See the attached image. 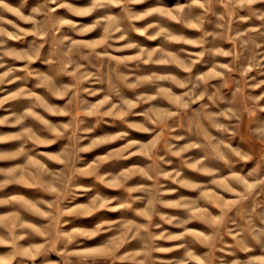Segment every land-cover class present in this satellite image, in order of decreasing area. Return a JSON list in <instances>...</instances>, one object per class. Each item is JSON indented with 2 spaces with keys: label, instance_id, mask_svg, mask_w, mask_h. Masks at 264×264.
Wrapping results in <instances>:
<instances>
[{
  "label": "rangeland",
  "instance_id": "374dc122",
  "mask_svg": "<svg viewBox=\"0 0 264 264\" xmlns=\"http://www.w3.org/2000/svg\"><path fill=\"white\" fill-rule=\"evenodd\" d=\"M4 2L30 19L21 20L12 12L0 8V17H3V20H0V27L11 34L0 35V78L3 79L0 83V121H4L0 123V138L11 137L0 139V154L8 157L0 159V169L13 170L10 177L0 173V181L13 180L0 189V201H10L0 203V264H138L140 260L145 259L146 241L140 236L135 239L124 237H131L137 225L149 223L145 216L139 215L140 212L147 211L149 198L142 191L129 194L127 189L139 188L141 185L150 187L152 181L133 176L122 182L120 173L136 167L146 168L151 161L147 155L141 153H150L149 145L161 135L164 138L159 141L156 154L163 156L169 163H161L160 167L168 172L179 171L180 179L198 187H184L172 179L161 178L159 183L165 186L164 190H171L161 199L185 203L187 206L165 208L157 205L156 210L181 220L189 216L192 219L181 228L165 223L159 216L153 215L151 224H158L160 227H152L149 231L156 235L164 232L179 236L188 229L194 233L210 235L213 231L210 222L222 221L223 237L222 242L217 243L215 248L200 243L198 236H185L177 240H156L153 242V247L171 250L152 251L145 259V264H181V262L199 264L200 260H204L205 264H209V261L210 264H232L236 259L243 264H264V247L252 238L254 233L264 231V144L260 143L256 132L261 125H264V84L259 88L250 86L264 81V36L253 34L255 43L243 49V56L236 62V70H232L231 55H214L205 49L217 47L224 52H232L234 49L239 52L241 51L239 41L233 44L230 39L213 40L209 36L207 42L201 46L199 43L188 44L183 41L165 40L163 37L149 39L148 37L157 31L154 28L148 29L143 34L135 31L146 28L148 24L159 23L173 35L183 36L186 40L199 41L204 38L205 32L224 31L223 28L216 27L218 23L225 24L228 19V8L222 0H211V3H206V0L199 2L143 0L139 3H128L127 12L120 6L112 7L107 11L97 10L88 15H74L68 8L59 7V4L67 3L74 8L85 9L91 6V0H55V2L4 0ZM157 7L172 11L173 15H177L176 9L183 11L175 20L156 13L144 19L126 18L128 15H143ZM251 7L255 11L264 12V0H258ZM34 9L37 11L34 12ZM104 15L124 18L122 28L125 30L126 39L112 42L111 48L103 43L105 33L102 27L93 28L83 35H78L66 26L56 32L58 39L62 35H71L74 40L93 46L95 52L101 54L99 57L93 54L84 60L81 58V53L86 54L88 48L82 49L81 52L68 53L71 59L84 64L87 71L102 73L104 80L102 84L85 82L84 87L91 89L93 94L80 93L72 106L73 110L94 109L97 112H112L125 100L130 101L135 107L123 119L117 118L119 114L117 117L112 115L77 117L78 121H83L81 127L93 129L87 134L78 133L87 137L81 140V146H86L92 139L114 136L120 132H127L128 135L124 139L108 141L88 152L79 153L75 166L88 168L90 165L98 164L95 168L96 175L76 176L70 182V186L75 189L73 205L86 204L93 196L99 195L104 199L113 200L114 204L126 203L131 206L117 211L101 209L91 216L61 217L58 231H70L73 227L94 230L98 224H103L104 230L91 239L81 238L78 243L67 248L59 242L53 247L51 245L53 234L49 227L51 221L46 213L49 211L48 204L55 199V194L46 191L41 181H45L55 189L56 185L53 182L63 179L61 173L67 175L64 165L51 157L63 153L70 141L67 139V134L62 137L54 135L36 117H43L53 126L70 123L72 115H65L62 112L54 114L47 111L44 104L65 110L71 99V93L61 97L54 95L50 89L55 86V90L59 92L64 85L70 86L74 81L66 74L58 78L53 77L51 83L43 79L51 75L47 61L51 59L52 41L50 36L41 34L40 29L45 24L50 27L60 19H71L78 25L90 27ZM241 15H250V13L247 9L234 10L229 36H235L237 29L244 31L249 27L261 25V21L255 17L247 23H240L236 17ZM221 16L224 20L220 19ZM197 17L203 18V24L197 22ZM4 21L12 23H4ZM40 44H43V48L40 49L39 56L33 57L35 48ZM126 44H134L136 47L127 48ZM256 45L260 46L256 47ZM105 51L108 56L104 55ZM200 52L205 54L196 55ZM253 55L260 62L258 68L248 65V60ZM109 56L139 59H128L125 65L109 60ZM159 59H167L170 62L153 63ZM145 60L148 62L144 63ZM218 65L227 67L220 68ZM245 66L250 70L242 75L239 69ZM112 68L116 71L110 72ZM69 70L71 71L70 65ZM5 73L8 75L5 76ZM117 73L128 76V83H136V77L153 75L174 77L175 80L146 82L136 88H129L119 80ZM109 76L112 77L114 85L110 94L107 83ZM189 77H205L204 84L209 93L219 89L223 102L213 104L205 97L191 105L190 109L180 110L182 97L191 88L188 84ZM244 80L248 82L247 85L240 83ZM175 81L180 83L177 84ZM181 84L186 86L181 87ZM196 91L199 92L200 88ZM151 97L155 98L150 99ZM250 97L259 99L253 100ZM81 101L85 102L86 108H80ZM200 104H207L208 108L199 121L203 130L194 134L189 131V117L193 114V110L199 109ZM231 104L236 108H243L245 105L249 108L254 107L255 113L249 117L245 112L239 119L216 115L225 111ZM30 112L35 115H30ZM173 112L176 115H169ZM146 113H150V116L145 115ZM125 120L127 123L124 122ZM129 124L143 125L150 131L131 128ZM216 124L227 125L228 131L223 132L215 126ZM175 137H183V139H175ZM209 137L215 139L210 141ZM38 140L55 142L39 144ZM219 140H224L231 149L245 156H251V160H242L235 153H231V158L236 163L229 167L216 156L211 164L205 161L210 169L208 172L193 170L184 165L185 159L190 158L191 162H195L206 154L215 156L213 145ZM130 141L138 143L123 151V156L127 159L112 158L99 162L101 157L120 153ZM192 143L200 144L201 147H188ZM165 144L171 146L172 150L169 151ZM181 149L186 150L181 152ZM173 152H180V155H173ZM130 153L136 154L130 155ZM100 175L107 176L109 183H101L97 179ZM121 183L123 186H118ZM13 197L23 199L12 200ZM132 197H141V199ZM41 201L45 203L42 204ZM240 228L248 229L243 236L250 251L242 250L236 245L233 237L227 234L228 230L236 232ZM142 235L144 233L141 230ZM181 244L186 247H180ZM18 252L27 255H17ZM65 252L70 254L64 255ZM187 252H191L193 257H199V260L189 258ZM205 257L208 259L205 260Z\"/></svg>",
  "mask_w": 264,
  "mask_h": 264
},
{
  "label": "clouds",
  "instance_id": "9594fccd",
  "mask_svg": "<svg viewBox=\"0 0 264 264\" xmlns=\"http://www.w3.org/2000/svg\"><path fill=\"white\" fill-rule=\"evenodd\" d=\"M55 2V0H53ZM143 2V0H91V6L85 9H77L74 8L71 4L67 3H61L59 4V7H66L70 11L73 12L74 15H88L91 14L94 11L97 10H110L112 7H124V11L127 12L126 5L128 3H139ZM199 2V0H197ZM222 2L225 4V6L228 8V19L225 24H217V28H223V32H205L204 38H202L199 41L195 40H186L183 36H176L173 35L166 27L161 26L159 23H151L148 24L146 28L144 29H135V31L140 32L141 34L146 33L148 29L154 28L157 29L154 35L149 36V39L155 40L157 37H163L165 40L170 41H183L188 44H197L199 43L201 46H203L207 42V37L211 36L213 40H216L218 38H227L232 41L233 44H236L237 41H239L241 51L237 52L235 49L232 52H224L222 49L213 47L211 49H205V51H211L214 55H224L228 56L231 55L233 57V67L232 70H236V62L241 59L243 56V49L246 48L250 44L255 43V36L253 34H258L260 36H264V12H258L252 9V5L257 3L258 0H222ZM206 3H211V0H206ZM202 7L204 5H201ZM0 8H3L6 11L12 12L14 15H16L21 20H29L30 17L24 16L18 9L11 7L7 3L4 2V0H0ZM243 10L247 9L250 13V15H241L237 16L236 20L240 23H247L250 19L255 17L259 21H261V25L259 27H249L248 29L241 31L239 29L236 30L235 36H229L228 32L231 31V25L233 23V16H234V10ZM34 12L37 11L36 9L33 10ZM177 15H179L183 9H176L175 10ZM207 11V9H206ZM160 14L161 16H166L170 19H177V15H173L172 11L166 10L164 8H152L149 11L143 13V15L135 16V15H128L126 18L128 20H138V19H144L147 16H150L152 14ZM122 17H117L115 15H104L101 19L97 20L93 25L90 27H85L83 25H78L76 22H74L71 19H60L55 24L51 25L50 27L45 24L41 27L40 32L41 34L45 36H50L52 41V54L51 59L47 61L49 65V71L51 75L43 77L45 81H48L51 83L53 77H59L62 74L69 75L73 78V83L69 85H64L63 89L59 92L55 90V86L52 87L53 94L59 95V96H65L71 93V99L69 100L68 105H66L65 110L55 109L52 107H49L48 105L44 104V107L47 111L52 113H60L62 112L65 115H72V120L70 123L62 124L53 126L49 124L48 121L44 120L43 117L37 116L36 118L39 119L43 124H45L50 131L53 132L54 135L57 137H62L67 134V139L70 141L69 146L65 149L63 153H61L59 156H52L51 159L56 160L64 165V170L67 173V175H64L61 173L60 175L63 176V179L54 181L56 187L55 189H52L48 183L45 181H41V185L45 187L46 191H51L55 194V199L48 204L49 211L46 213L48 218L51 221V224L49 227L52 229V241L51 245L54 247L57 242L63 244L65 248H67L69 245H73L78 243V241L81 238L84 239H91L92 237L99 234L101 231L104 230L103 224H98L94 230H88L86 228L82 227H73L70 231H58L57 229L61 225V217L65 216H91L92 214L100 211L101 209H106L108 211H117L119 209L130 207V204L126 203H115L113 200L110 199H104L99 195L93 196L88 203H80V204H74L73 200L75 199V189L70 186V182L73 180L76 176H91L96 175L95 168L98 167L97 165H90L88 168H77L75 166L76 161L79 159V153L88 152L92 150L93 148L99 147L100 145L116 140V139H124L127 137V132H120L117 135L114 136H106L103 138L98 139H92L89 144L86 146H81V140L86 139V135H78V133L81 134H87L93 129L87 128V127H81L83 124V121H78L77 117L79 115H97L99 117H103L106 115H112L114 117H117V114L119 119H123L125 116L130 114V110L135 107L134 104H132L130 101L125 100L121 105H119L114 111L112 112H97L94 109H89L88 111H82V110H73V105L75 104L77 100V96L82 92H88L89 95L93 94L91 89L84 87L85 82L91 83V84H102L104 83V80L102 79V73L99 71L97 72H91L87 71L85 68V65L78 62L77 60H73L69 57V52H81L82 49L88 48L89 51L86 54L81 53V58L84 60H87L90 56L95 54V56L99 57L101 54L96 53L93 46L87 45L84 42L76 41L73 39L71 35H62L58 39L56 36V32H59L61 27H67L71 31L77 33L78 35H83L85 32L91 31L93 28L96 27H102L104 30V40L103 43L108 47H112V42H118L123 41L126 39V35L124 34L125 30L122 28L123 23ZM197 22L200 24H203V18L197 17ZM221 20H224V17H220ZM0 20H3V17H0ZM4 23H12L11 21H4ZM195 26V25H193ZM13 27H16V25H13ZM23 31V29H21ZM0 35H11L7 32L6 29L3 27H0ZM19 38V37H17ZM260 45H256V47H259ZM125 47L132 48L136 47L134 44H126ZM43 48V44H40L37 46L33 52V57H38L40 49ZM120 49H117L119 51ZM205 53L200 52L196 55L203 56ZM105 56H108L107 51L104 53ZM170 55V54H169ZM109 60H115L117 64L124 63L127 64L128 59H139L138 57L133 58H117V57H108ZM31 59V58H29ZM247 59V58H245ZM144 63H147L148 61H143ZM170 61L167 59H159L153 61V63H169ZM178 63H182L177 61ZM69 65L71 66V71L69 70ZM248 65H250L252 68H258L260 67V62L256 60L255 55L252 56L250 60H248ZM220 68H226V65H218ZM190 70V69H188ZM250 70L249 67H241L239 71L242 75L246 74ZM116 69L112 68L110 69V72H115ZM5 76L8 75V73L4 74ZM118 75V78L120 81H123L127 87L129 88H136L141 83L146 82H155V81H161V80H175L174 77H164V76H142V77H136V83H128L129 77L124 75ZM206 81L205 77H189L188 84L191 85V88L188 92L184 94V97H182V103L179 105L180 110H188L191 108V105L198 103L200 100H203L205 97H207L208 101H210L213 104H216L218 102H223V97L220 95L219 89L216 91H213L209 93L207 86L204 84ZM3 82V79L0 78V83ZM177 84H179V81H175ZM108 83V92L109 94L113 90V82L112 77L109 76V79L107 81ZM242 85H247V81L244 80L240 82ZM261 84H264V81H261L258 84L250 85L253 88H259ZM181 87H185L186 85L181 84ZM200 88V91L197 92L196 89ZM23 91V90H22ZM163 91V89H161ZM155 97H151L150 99H154ZM250 99L256 100L259 98L250 97ZM125 105L127 107H125ZM87 105L85 102H80V108H86ZM98 107V106H97ZM208 108L207 104H200L199 109L193 110V114L189 117V131H192L194 134H197L201 132L202 125L200 124V118L205 115L206 109ZM123 109V111H121ZM247 113L249 117L253 116L255 113V109L249 108L247 105H245L243 108H236L234 104H231L225 111H222L217 116H224L227 115L229 117H234L236 119H239L240 116L243 113ZM30 115H35V113H29ZM134 114V113H133ZM145 115H149L150 113H146ZM169 115H176L175 112L169 113ZM19 123V121H17ZM127 123V121H124ZM215 122V121H214ZM0 123H4V121H0ZM157 123H159L157 121ZM194 126V127H193ZM217 128L222 130L223 132L228 131V126L224 124H216ZM129 127L142 130L144 132L150 131V129L144 127L140 124H129ZM59 129V131H57ZM256 132L258 133L260 143L264 144V125H261ZM11 137H2L0 139H10ZM19 138V137H17ZM164 137L163 135L158 136L150 145L149 148L151 149V152H142L141 154L147 155L148 159L151 161L150 164L147 165L146 168L144 167H136L128 169L125 172L120 173L121 181H127L131 179L133 176H140L141 178L147 179L152 181V185L150 187L141 185L139 188H128L127 191L129 194L137 191L144 192L148 199V209L145 212H140L139 215L145 216L149 223L147 225H137L135 228V231L133 232V235L131 237L125 236V239H135L137 236H140V238L145 243V252L144 257L147 259L152 251H170L171 249H164L159 247H153V242L156 240H177L182 239L185 236H198L200 238V243L206 244L210 248H215L217 243L222 242V221H215L210 222V227L213 229L212 233L210 235H204L203 233H194L191 232L188 229H185L183 233L179 236L169 235L164 232H161L159 235L154 234L153 232L149 231L150 228L156 227L159 228L160 225H152L151 219L153 215L159 216L161 220H163L165 223L168 224H174L177 227L184 228L185 225H187L190 220L192 219L191 216H189L187 219H179L178 217H170L165 215L164 213H161L156 210V206H162V207H186L187 205L185 203L181 202H170L161 199L162 196L167 195L168 191H165V186L160 184L159 181L161 178L164 179H172L174 182L179 183L181 186L189 187V188H196L198 187L195 184L188 183L185 180L180 179L181 173L179 171L175 172H168L163 170V168L160 167L161 163H169V161H166L163 156H159L156 154V148L160 140H162ZM175 139H183V137H175ZM210 141L214 140L215 138L209 137ZM53 140H38L37 143L39 144H51L54 143ZM138 142L136 141H130L128 145H126V148L124 150H121L120 153L117 154H110L109 156L101 157L99 158V162H105L112 158H124L127 159L126 156H123V151H125L127 148L133 147ZM165 147H168L169 151H171V146L165 144ZM190 148H199L201 147L200 144L192 143L188 145ZM186 149H181L182 151H185ZM213 152L215 153V156L211 154H206L205 157L196 160L195 162H191V159H185L184 165L188 168H191L193 170H200L204 172L210 171V169L207 167L205 161L207 160L208 164H211L216 156L219 157L221 161L225 165H228L231 167L236 163L231 158V153H235L236 156L240 157L242 160H251V156H245L239 151L235 149H231L228 144L225 143L224 140H219L213 145ZM136 153H130V155H135ZM47 155V154H44ZM173 155L179 156L180 152H173ZM8 157L0 154V159H7ZM13 170H5L0 169V173L4 174L7 177L11 176V172ZM39 175V173H38ZM97 179L101 183H109L107 176H97ZM12 179H4L0 181V189L5 187L7 184L12 183ZM109 186H113L109 184ZM118 186H123V183H121ZM85 191H88V189H85ZM133 199H141V197H132ZM12 200H22V197H13ZM10 201H0V203H9ZM40 203H45L44 201H41ZM141 230L143 231L144 235L141 236ZM246 228H240L239 231L233 232L232 230H228L227 234L229 236H232L235 240V243L237 246H240L242 250L244 251H250L251 249L246 246L245 239L243 236V233L247 231ZM254 241L264 247V231H261L259 233H254L253 237ZM42 247V246H41ZM180 247H186L184 244H181ZM70 253L65 252L64 255H69ZM74 254V253H73ZM17 255H27V253L24 252H18ZM187 256L189 258H194L199 260V257H193V254L191 252H187ZM31 259H34V257H29ZM145 259H142L138 262V264H145ZM208 258L205 257V260ZM183 264V262H181ZM199 264H205L204 260H200ZM210 264V261H209ZM232 264H243L242 261L239 259L233 260Z\"/></svg>",
  "mask_w": 264,
  "mask_h": 264
}]
</instances>
